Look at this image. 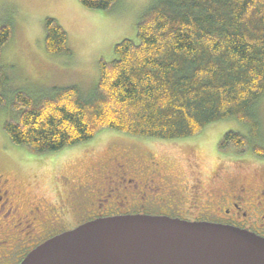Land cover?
<instances>
[{
	"label": "trees",
	"instance_id": "trees-1",
	"mask_svg": "<svg viewBox=\"0 0 264 264\" xmlns=\"http://www.w3.org/2000/svg\"><path fill=\"white\" fill-rule=\"evenodd\" d=\"M78 2L108 11L119 0ZM44 27L46 52L70 55L59 22L46 18ZM12 35L10 25L0 26V60ZM114 54L99 62L97 90L88 99L76 86L55 88L39 101L20 90L10 94L0 67V106L15 113L3 126L11 143L44 154L86 143L104 129L172 142L228 119L257 128L254 111L264 97V0H155L137 25V41H121ZM222 141L220 149L250 146L235 132ZM254 153L263 157L264 149Z\"/></svg>",
	"mask_w": 264,
	"mask_h": 264
},
{
	"label": "flooded vegetation",
	"instance_id": "flooded-vegetation-1",
	"mask_svg": "<svg viewBox=\"0 0 264 264\" xmlns=\"http://www.w3.org/2000/svg\"><path fill=\"white\" fill-rule=\"evenodd\" d=\"M171 143L174 153H185L181 172L168 168ZM220 144L200 134L164 144L90 147L84 153L92 164L87 178L48 195L30 192L0 170V264H20L49 239L112 217L208 222L264 238V161L256 160L259 169L248 167L251 150L240 156L241 148Z\"/></svg>",
	"mask_w": 264,
	"mask_h": 264
},
{
	"label": "rangeland",
	"instance_id": "rangeland-1",
	"mask_svg": "<svg viewBox=\"0 0 264 264\" xmlns=\"http://www.w3.org/2000/svg\"><path fill=\"white\" fill-rule=\"evenodd\" d=\"M154 2L119 0L111 10L96 11L84 8L78 0H0V26L8 24L13 31L0 60V67L9 77L7 91L10 94L24 91L39 101L51 96L55 88L76 86L84 99L93 97L99 80V62L112 61L114 47L121 41H137V25ZM46 18L56 19L67 32L70 55L51 56L46 52ZM254 114L257 128L228 119L208 126L201 134L218 148L227 132L245 136L252 154L249 150L244 153L247 148H241L240 156L251 154L246 166L259 169L256 160L264 161V156H257L254 150L264 149V97ZM14 115L11 109L0 106V170L18 183H25L30 192L39 194L48 195L51 189L64 191L72 181H84L91 173V160L84 155L90 147L167 143L104 129L86 143L39 154L27 146L12 144L4 133L5 122ZM171 144L167 146V150L171 149L168 168L171 172H181L185 153H174L176 145ZM200 156L207 158L204 152Z\"/></svg>",
	"mask_w": 264,
	"mask_h": 264
},
{
	"label": "water",
	"instance_id": "water-1",
	"mask_svg": "<svg viewBox=\"0 0 264 264\" xmlns=\"http://www.w3.org/2000/svg\"><path fill=\"white\" fill-rule=\"evenodd\" d=\"M20 264H264V238L208 222L112 217L49 239Z\"/></svg>",
	"mask_w": 264,
	"mask_h": 264
}]
</instances>
